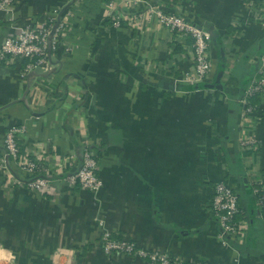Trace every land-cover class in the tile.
I'll list each match as a JSON object with an SVG mask.
<instances>
[{"label": "crops", "instance_id": "0c3cea01", "mask_svg": "<svg viewBox=\"0 0 264 264\" xmlns=\"http://www.w3.org/2000/svg\"><path fill=\"white\" fill-rule=\"evenodd\" d=\"M160 4L209 32L211 70L202 83L183 82L193 75L191 41L172 38L157 22L150 10ZM259 6L15 0L0 14V43L17 27L59 13L70 47L57 51L50 73L23 76L24 63L0 64V146L9 127H23L22 152L39 158L51 181L48 193L31 191L3 159L0 264H146L104 254L102 231L186 264H264V210L258 214L251 194L253 185L264 187V97L252 101L248 124L240 119V99L264 69ZM250 134L260 146L242 151ZM86 145L95 149L103 183L95 195L62 182ZM222 181L238 195L237 219L246 226L226 241L209 212Z\"/></svg>", "mask_w": 264, "mask_h": 264}, {"label": "built area", "instance_id": "2783aa9c", "mask_svg": "<svg viewBox=\"0 0 264 264\" xmlns=\"http://www.w3.org/2000/svg\"><path fill=\"white\" fill-rule=\"evenodd\" d=\"M251 1L260 3L259 11L264 15V0ZM14 2L15 0H0V14L10 12ZM172 10L174 9H167L165 5L160 4L153 7L150 12L155 16L157 22L171 34L172 38L177 40L178 37L185 36L191 41L193 75H188L183 79V82L188 84L202 83L211 70L209 57L211 36L207 30L184 20ZM111 22L113 26L119 25L118 18H111ZM66 32L67 27L59 13L47 16L32 25L17 27L14 35L5 38L0 43V64L24 63L23 76L33 73H50L53 70L54 55L57 51L60 48L65 51L70 49L64 43ZM259 97H264V69L250 80L240 99L242 124H248L254 117L256 107L252 101ZM23 134L24 128L21 126L9 127L4 132L0 146L3 156L0 157V167L2 168L3 159L8 158L23 174V184L29 190L46 194L50 191L51 181L48 177L41 175L40 159L35 156L24 155L22 152L20 139ZM240 146L242 151H255L259 148L260 143L254 134H250L241 139ZM98 170L99 165L95 149L86 145L81 153L79 167L75 172L64 176L62 182L70 188L77 187L95 195L103 187ZM251 194L254 206L260 215L264 210V187L253 185ZM209 212L218 224L219 237L224 241L245 233V224L237 219L241 214L238 195L226 182L214 184ZM261 218L264 221V217ZM98 225L101 227L102 222H99ZM99 247L104 254L118 253L141 258L145 260L146 264H186L165 252L146 250L138 247L126 237H114L107 231L101 232ZM198 264L210 263L200 262Z\"/></svg>", "mask_w": 264, "mask_h": 264}]
</instances>
